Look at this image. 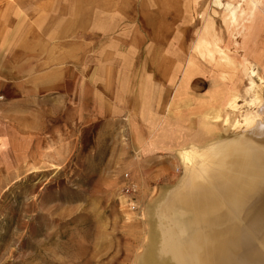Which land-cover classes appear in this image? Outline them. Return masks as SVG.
<instances>
[{
  "label": "rangeland",
  "instance_id": "374dc122",
  "mask_svg": "<svg viewBox=\"0 0 264 264\" xmlns=\"http://www.w3.org/2000/svg\"><path fill=\"white\" fill-rule=\"evenodd\" d=\"M219 1L79 0V46L109 40L111 72H146L156 85L119 121L95 119L77 136L63 129L31 159L0 160V264H145L150 253L147 264H173L158 253V205L200 162L194 152L264 122V0ZM33 2L0 9L22 23ZM211 14L230 61L194 51ZM86 18L94 33L81 30Z\"/></svg>",
  "mask_w": 264,
  "mask_h": 264
},
{
  "label": "crops",
  "instance_id": "0c3cea01",
  "mask_svg": "<svg viewBox=\"0 0 264 264\" xmlns=\"http://www.w3.org/2000/svg\"><path fill=\"white\" fill-rule=\"evenodd\" d=\"M33 1L36 7L29 3L27 12L19 11L22 23L11 17L13 9H0V160L31 159L63 129L77 136L79 126L88 127L95 119L119 121L125 112L137 111L134 105L147 106L156 85L146 72H111L109 49L115 47L109 40L105 47L94 39L79 46V0ZM81 9L87 17L96 15L91 5ZM33 11L37 32L30 27L34 20L25 19ZM92 21L86 18L81 30L94 33ZM32 31V37L26 36Z\"/></svg>",
  "mask_w": 264,
  "mask_h": 264
},
{
  "label": "bare ground",
  "instance_id": "6f19581e",
  "mask_svg": "<svg viewBox=\"0 0 264 264\" xmlns=\"http://www.w3.org/2000/svg\"><path fill=\"white\" fill-rule=\"evenodd\" d=\"M226 6L231 23L235 9ZM212 19L211 14L205 21L194 51L230 61ZM253 127L194 152L200 162L186 165L155 213L160 256L173 264H264V122Z\"/></svg>",
  "mask_w": 264,
  "mask_h": 264
}]
</instances>
